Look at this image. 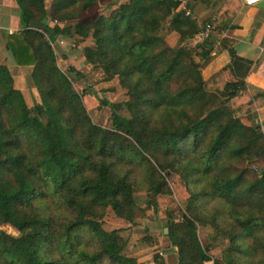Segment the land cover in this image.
I'll list each match as a JSON object with an SVG mask.
<instances>
[{
	"label": "trees",
	"instance_id": "obj_1",
	"mask_svg": "<svg viewBox=\"0 0 264 264\" xmlns=\"http://www.w3.org/2000/svg\"><path fill=\"white\" fill-rule=\"evenodd\" d=\"M15 2L22 31L2 39L16 66L32 67L40 103L26 104L0 61V226L17 231L0 229V264H139L123 255L118 223L132 224L141 200L164 202L170 264H264V139L241 122L264 107V91L244 81L252 63L227 47L229 64L203 80L213 41L187 43L200 29L179 1ZM208 25L218 33L219 16ZM57 36L118 79L126 117L112 104L110 127L93 123L73 87L86 77L57 66ZM198 227L227 243L220 258Z\"/></svg>",
	"mask_w": 264,
	"mask_h": 264
},
{
	"label": "crops",
	"instance_id": "obj_2",
	"mask_svg": "<svg viewBox=\"0 0 264 264\" xmlns=\"http://www.w3.org/2000/svg\"><path fill=\"white\" fill-rule=\"evenodd\" d=\"M113 1L117 5L126 2V0ZM174 1L180 2L182 0ZM183 1L186 2L185 5H179L176 12H181L183 9L189 11L190 17L194 19L200 32L218 16L220 24H222L218 28V33L211 30L210 36L207 37L213 41V52L210 61L201 69L203 80L210 79L229 64L230 57L226 48L231 47L238 57L252 63L251 69L244 79L245 83L264 91V9L256 5L248 7L241 0ZM50 26H54V24L51 22ZM62 27L63 23L60 25V28ZM166 27L167 23L164 25L162 31L166 44L171 48L179 46L180 35L175 31L167 32ZM21 31L20 10L15 0H0V61L7 66L13 78L15 89L19 90L23 95L28 93V96L30 95V97L33 96V98H36V90L34 92L27 85V77L31 74L32 67L16 66L11 54L6 50L5 43L2 39V34L11 35ZM207 38H200L197 35L188 40L187 43L190 46H194L204 42ZM59 41L64 42L65 40H56L55 43L58 44ZM64 44L67 45V42H64ZM53 49L57 56L55 47ZM59 61L63 62L66 66L77 69L86 77L94 75L92 66L85 63V58L81 54H77L76 56L67 55L65 59H59ZM99 76L97 79H92L93 84L88 83L87 87H84L82 101L92 120L96 124L104 126L106 123L101 122L102 114L104 113L108 116L111 113L110 105L120 102L125 103L128 97L127 91L120 87L117 79L104 81L101 74ZM100 101L106 102L107 105H99ZM241 122L245 126L255 124L259 129H264V107L257 109L255 116L251 119L241 118ZM109 127L106 126V128ZM151 226L152 223L142 227L139 232L151 231ZM149 238L152 241L151 246L133 241L127 244L126 248L129 246L128 254L125 253L126 250L124 249L123 255L136 259L139 264H154L153 254L159 251L158 253L162 256L164 263L169 264L171 257L174 255V250L171 247L166 250L159 249L157 240L160 242V239L156 238V235H151ZM206 264L212 263L208 262Z\"/></svg>",
	"mask_w": 264,
	"mask_h": 264
},
{
	"label": "rangeland",
	"instance_id": "obj_3",
	"mask_svg": "<svg viewBox=\"0 0 264 264\" xmlns=\"http://www.w3.org/2000/svg\"><path fill=\"white\" fill-rule=\"evenodd\" d=\"M50 5H51V0H45L44 6H45L46 10L50 9ZM86 15L87 16L92 15V12H89V14H86ZM51 27H53V26H51ZM60 39H62L60 36L56 37V40H60ZM64 40H65L64 42H67V45L64 44V46H60L59 44H56L54 42L55 44L53 43L52 46H53V48L55 47V51L57 53L56 57H57L58 68L62 72L67 73L69 71V68H71V67L66 66L63 62H60L59 59H65L67 55H69V56H71V55L76 56L77 54L80 55V53H76V52L73 53L72 52L73 51V48H72L73 45L71 44V41L66 40V39H64ZM61 47H63V48H61ZM92 71L94 72L93 76L86 77L84 75L86 77L85 79H80L78 81L73 82V87L80 96H82V93L84 91V87L85 86L87 87L88 83L93 84L92 79H94V78L97 79L98 77H100L99 74H101V76H102L101 69L98 68L97 66H92ZM114 79H117V78H114ZM30 88L33 89L35 92L34 88H32V87H30ZM23 97L26 101V104H28L29 107H32L36 102L40 103V98H39L37 91H36V98H33V96L30 97V95L28 96V93L27 94L25 93L23 95ZM120 104H122V102L115 104V105H119V107H120V110L118 109V114L126 117L127 116L126 109L124 106L121 107ZM99 105L102 106L101 103ZM108 116H109V119H108ZM108 116H107V114H104V113L102 114L101 122L106 123V124L104 126H102V125H99V126H102L105 128H106V126H110L109 120L111 119V113ZM91 120H92V118H91ZM93 123H95V122L93 121ZM139 203H141L139 206L140 208L135 209V219H134V222L132 224L125 225V224H121L120 222L118 223V225H119L118 227L120 229L119 235L126 242V247H127V244H129L130 242H133V241L134 242H141V243H144L147 245L152 244L151 238H149V237L151 235H156V238L160 239V242L157 240V244L159 246V249H164V250L168 249L170 247L169 246L170 244H169L168 239L166 238L167 234H165V231H164L165 229H167L165 227V214H164V208H163L164 202L160 200L158 202V207L156 209H154L152 207H148L147 205H144L142 203V200ZM147 221H149V222H147ZM150 223H152L151 231L147 230L146 232H139V230H141L142 227L150 225ZM0 229L11 234V235H14V236L17 235V231L10 225L0 226ZM197 233H198V237L200 239L201 244L203 245L204 248L208 249V251H209L208 254L211 256V258L212 259L220 258L227 243L222 238L214 236L212 229L210 227H198ZM126 247H125V250H126L125 253L128 254L129 246H128V248H126ZM158 252H155V254H153V256L156 254L160 255ZM160 257H162V256L160 255ZM175 257H176V255L174 254L171 257V259H172L171 262L174 261ZM216 257H218V258H216Z\"/></svg>",
	"mask_w": 264,
	"mask_h": 264
},
{
	"label": "built area",
	"instance_id": "obj_4",
	"mask_svg": "<svg viewBox=\"0 0 264 264\" xmlns=\"http://www.w3.org/2000/svg\"><path fill=\"white\" fill-rule=\"evenodd\" d=\"M242 1V3L244 4V5H246V6H248V7H252V6H255V5H257L258 3H260L262 0H241ZM185 1H180V5L182 6V5H185ZM182 11H184V13H185V15L186 16H191L190 15V13H189V11H187L186 9H183ZM53 24L54 25H57V26H59L60 27V25H61V22H53ZM210 31H211V29H210V25H207L206 27H205V29L202 31V32H200L199 34H198V36L200 37V38H207L208 36H209V34H210ZM59 45H64V42L63 41H59V43H58ZM53 45V44H52ZM260 130V133L262 134V136H263V139H264V129H259Z\"/></svg>",
	"mask_w": 264,
	"mask_h": 264
},
{
	"label": "water",
	"instance_id": "obj_5",
	"mask_svg": "<svg viewBox=\"0 0 264 264\" xmlns=\"http://www.w3.org/2000/svg\"><path fill=\"white\" fill-rule=\"evenodd\" d=\"M256 6H258L261 9H264V0H262ZM30 27L31 28H34V29H37V30H45L46 29V26L44 24H41V23H31L30 24ZM164 231H165V234L168 233V230L167 229H165Z\"/></svg>",
	"mask_w": 264,
	"mask_h": 264
}]
</instances>
